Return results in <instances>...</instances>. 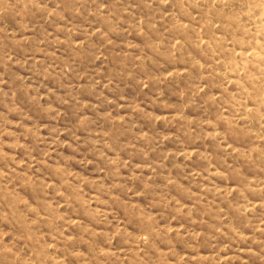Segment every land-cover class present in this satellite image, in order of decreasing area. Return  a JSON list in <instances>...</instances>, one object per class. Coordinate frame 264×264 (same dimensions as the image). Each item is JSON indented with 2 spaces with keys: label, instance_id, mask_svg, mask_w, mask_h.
I'll use <instances>...</instances> for the list:
<instances>
[{
  "label": "rangeland",
  "instance_id": "rangeland-1",
  "mask_svg": "<svg viewBox=\"0 0 264 264\" xmlns=\"http://www.w3.org/2000/svg\"><path fill=\"white\" fill-rule=\"evenodd\" d=\"M0 264H264V0H0Z\"/></svg>",
  "mask_w": 264,
  "mask_h": 264
}]
</instances>
